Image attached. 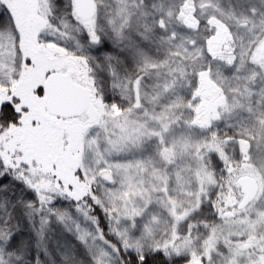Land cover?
Segmentation results:
<instances>
[{
	"label": "snow or ice",
	"instance_id": "1",
	"mask_svg": "<svg viewBox=\"0 0 264 264\" xmlns=\"http://www.w3.org/2000/svg\"><path fill=\"white\" fill-rule=\"evenodd\" d=\"M0 264H264V0H0Z\"/></svg>",
	"mask_w": 264,
	"mask_h": 264
}]
</instances>
